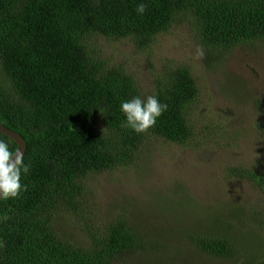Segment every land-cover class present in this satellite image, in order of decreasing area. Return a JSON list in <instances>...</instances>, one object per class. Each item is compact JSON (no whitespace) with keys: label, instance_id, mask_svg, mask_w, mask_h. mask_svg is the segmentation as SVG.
<instances>
[{"label":"trees","instance_id":"trees-1","mask_svg":"<svg viewBox=\"0 0 264 264\" xmlns=\"http://www.w3.org/2000/svg\"><path fill=\"white\" fill-rule=\"evenodd\" d=\"M140 2L0 0V122L26 141L31 164L21 177L27 191L0 201V264H122L139 252L158 263L179 253L176 246L168 252L173 235H161L158 225L140 230L124 216L95 225L84 181L133 166L153 139L195 149L207 141L222 145L227 133L215 122L193 124L200 90L186 67L165 70L146 94L135 77L101 59L93 40H130L143 50L186 23L210 68L241 45L264 43V0H143L142 16L135 11ZM153 94L168 105L156 125L142 134L122 128L121 101ZM229 174L264 192L260 164L238 165ZM243 209L233 207L240 218L256 219L255 237L229 236L231 218L210 209L205 221L183 224L179 237L213 261L264 264V207L262 216ZM65 214L83 239L60 227Z\"/></svg>","mask_w":264,"mask_h":264},{"label":"rangeland","instance_id":"rangeland-1","mask_svg":"<svg viewBox=\"0 0 264 264\" xmlns=\"http://www.w3.org/2000/svg\"><path fill=\"white\" fill-rule=\"evenodd\" d=\"M92 44L102 60L135 77L146 94L165 70L186 67L200 90L192 106L193 124L215 122L227 133L224 144L207 141L195 149L153 139L133 166L86 177L85 201L95 225L105 226L124 216L140 230L158 225L161 235H173L166 245L168 252H174L176 246L179 253H173L174 257L160 258L157 263L139 252L122 264H231L190 249L179 237V229L183 224L190 227V220L205 221L210 209L231 218L228 221L234 230L227 233L229 236H256V219L240 218L233 207L262 216L264 192L253 182L232 177L229 171L249 164H260L264 170V43L258 49L241 45L210 68L205 55L195 58L197 49L202 48L186 23L158 35L152 46L143 50L130 40L97 37ZM163 204L170 209L161 210ZM62 219L60 227L65 232L75 240L83 239L72 215L65 214Z\"/></svg>","mask_w":264,"mask_h":264},{"label":"clouds","instance_id":"clouds-1","mask_svg":"<svg viewBox=\"0 0 264 264\" xmlns=\"http://www.w3.org/2000/svg\"><path fill=\"white\" fill-rule=\"evenodd\" d=\"M146 9L147 4L141 0L135 11L142 16ZM203 56V49L198 48L195 58L202 59ZM167 109L168 105L161 103L155 94L122 100L119 111L124 119L120 126L136 134L145 133L156 125ZM30 169L31 164L25 163L24 153L19 149H10L8 142L0 139V201L18 198L22 192L27 191V186L21 183V177L28 174Z\"/></svg>","mask_w":264,"mask_h":264},{"label":"water","instance_id":"water-1","mask_svg":"<svg viewBox=\"0 0 264 264\" xmlns=\"http://www.w3.org/2000/svg\"><path fill=\"white\" fill-rule=\"evenodd\" d=\"M0 134L6 136L9 138L11 141H13L21 152L24 153L26 152V141L23 139V137L19 134L16 133L7 127H5L1 122H0Z\"/></svg>","mask_w":264,"mask_h":264}]
</instances>
